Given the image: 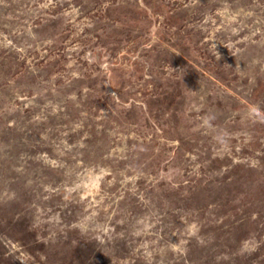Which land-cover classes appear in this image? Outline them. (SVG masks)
Instances as JSON below:
<instances>
[{
  "label": "rangeland",
  "instance_id": "374dc122",
  "mask_svg": "<svg viewBox=\"0 0 264 264\" xmlns=\"http://www.w3.org/2000/svg\"><path fill=\"white\" fill-rule=\"evenodd\" d=\"M0 264H264V0H0Z\"/></svg>",
  "mask_w": 264,
  "mask_h": 264
}]
</instances>
